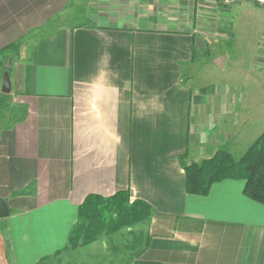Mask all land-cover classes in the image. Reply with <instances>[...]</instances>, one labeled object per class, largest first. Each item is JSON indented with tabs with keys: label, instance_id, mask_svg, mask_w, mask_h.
I'll return each instance as SVG.
<instances>
[{
	"label": "crops",
	"instance_id": "crops-1",
	"mask_svg": "<svg viewBox=\"0 0 264 264\" xmlns=\"http://www.w3.org/2000/svg\"><path fill=\"white\" fill-rule=\"evenodd\" d=\"M233 1L0 0V264L65 250L85 198L120 190L151 213L118 264H264V203L243 178L188 192L181 164L206 153L213 113L233 119L234 95L185 81Z\"/></svg>",
	"mask_w": 264,
	"mask_h": 264
},
{
	"label": "rangeland",
	"instance_id": "rangeland-1",
	"mask_svg": "<svg viewBox=\"0 0 264 264\" xmlns=\"http://www.w3.org/2000/svg\"><path fill=\"white\" fill-rule=\"evenodd\" d=\"M227 5L229 20L224 26L227 38L212 42L200 60L197 58V61L190 64L186 70L189 78H185V81L195 86L211 84L213 87H220L222 93L225 91L229 96L234 95L237 103L232 121L231 115H217V111L212 114L211 121L215 117L220 120H216V126L207 130L203 140H197V146L209 147L200 156L196 153V160L209 155L219 146H227L237 156L264 129V66L254 61L258 43L264 37V5L252 0L233 1ZM220 55L226 56L222 67L212 61ZM115 197L108 202L103 212H96L98 214L89 223L96 234L88 243L69 246L70 248L50 256L42 264H118L126 259L130 249L123 246L125 241L122 238L126 231L135 225L137 227L146 219L132 223L133 225L125 223L120 230L107 235V229L113 223L122 222ZM120 198L124 199L122 195ZM146 212V209L140 210L141 214ZM150 213L151 211L149 216Z\"/></svg>",
	"mask_w": 264,
	"mask_h": 264
},
{
	"label": "trees",
	"instance_id": "trees-1",
	"mask_svg": "<svg viewBox=\"0 0 264 264\" xmlns=\"http://www.w3.org/2000/svg\"><path fill=\"white\" fill-rule=\"evenodd\" d=\"M181 164L185 170V189L188 192L205 194L215 181L225 177L243 178V192L250 198L264 203V129L237 156L229 151L227 146H219L208 156L199 160L182 161ZM120 195L124 197L123 200ZM114 196H116L114 198L116 200L115 204L119 209V219L122 222L113 223L107 229V235H112L117 230H120V227L125 223H127L126 225L135 224L148 218L151 211L150 206L138 199L130 202L128 192L125 190L117 191L105 198L96 194L90 195L83 201L82 216L73 224L64 249L70 248L75 244L83 245L91 240L96 231L94 228H90L89 223H92L96 214L106 209L108 202ZM141 209H146L147 212L141 214ZM141 238H132L131 241L123 244V246L130 249L126 260L138 253L139 246L142 244Z\"/></svg>",
	"mask_w": 264,
	"mask_h": 264
},
{
	"label": "water",
	"instance_id": "water-1",
	"mask_svg": "<svg viewBox=\"0 0 264 264\" xmlns=\"http://www.w3.org/2000/svg\"><path fill=\"white\" fill-rule=\"evenodd\" d=\"M223 59H224V56L220 55V56L214 58L213 62L217 66L222 67L223 66ZM9 89H10V80H9V77L6 76L2 80L1 90L4 92H7V91H9ZM8 213H9V210H8L7 204H6L5 200L0 197V216H6V215H8Z\"/></svg>",
	"mask_w": 264,
	"mask_h": 264
},
{
	"label": "built area",
	"instance_id": "built-area-1",
	"mask_svg": "<svg viewBox=\"0 0 264 264\" xmlns=\"http://www.w3.org/2000/svg\"><path fill=\"white\" fill-rule=\"evenodd\" d=\"M224 2H228L229 0H222ZM255 3L260 4V5H264V0H253Z\"/></svg>",
	"mask_w": 264,
	"mask_h": 264
}]
</instances>
